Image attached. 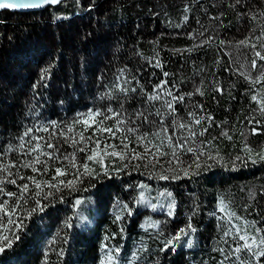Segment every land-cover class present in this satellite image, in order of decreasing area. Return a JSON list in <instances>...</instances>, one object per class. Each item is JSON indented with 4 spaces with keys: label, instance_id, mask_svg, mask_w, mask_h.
Returning a JSON list of instances; mask_svg holds the SVG:
<instances>
[{
    "label": "trees",
    "instance_id": "obj_1",
    "mask_svg": "<svg viewBox=\"0 0 264 264\" xmlns=\"http://www.w3.org/2000/svg\"><path fill=\"white\" fill-rule=\"evenodd\" d=\"M256 53L264 56V0L0 10V163L17 165L0 172L17 181L0 185L17 194H0L12 212L0 213V234L13 241L0 264H264V59ZM117 120L125 121L119 131ZM104 127L115 135L97 131ZM97 139L99 163L87 159ZM48 142L56 147L44 150L59 157H40L48 171L23 167L38 155L29 147ZM106 144L123 158L105 155ZM29 176L40 195L20 179ZM23 184L29 191L18 198ZM248 231L254 246L240 239Z\"/></svg>",
    "mask_w": 264,
    "mask_h": 264
},
{
    "label": "snow or ice",
    "instance_id": "obj_2",
    "mask_svg": "<svg viewBox=\"0 0 264 264\" xmlns=\"http://www.w3.org/2000/svg\"><path fill=\"white\" fill-rule=\"evenodd\" d=\"M44 3H51V4H56V3H59L60 0H43ZM20 5H17L15 3H11L9 2V0H0V9H3V8H16ZM241 43H244L243 41ZM257 56H260V53H256ZM261 59H264V56H260ZM253 67H255V61H253ZM126 91V90H125ZM170 95V93H169ZM153 99H155L156 97H152ZM176 99V98H174ZM178 99L180 100H183V97H179ZM253 99L255 100L256 97L254 96ZM168 107L171 108L172 105L171 104H168ZM109 112H111L112 110L109 109L108 110ZM89 117H96V116H100L102 115L101 112L97 111V112H92L91 110L89 111V113L87 114ZM113 115H119L118 113H113ZM140 115H143L142 113H140ZM104 119H111V117H108V116H105ZM146 119V117H145ZM92 123L93 124H103V121H96L95 119L92 120ZM125 123V121L123 120H117L116 122V129L117 131H119V125L120 124H123ZM196 123H200L199 120L196 121ZM53 124H55V122H53ZM85 124L87 125V127H91L92 125L91 124H88L87 121H85ZM179 127L183 128L185 127L183 124L179 125ZM44 131H47V129H42ZM97 131H100V132H107L109 133L110 135L114 136L115 135V132H113V129L111 127H104V128H98ZM128 132H136V129L135 128H128L127 129ZM164 132L167 131V129H163ZM32 132V129H27L25 131V133L23 134V136H28L30 133ZM147 135L148 134H145L143 136H138L137 137V140L140 141V142H144L145 140H147ZM154 135L156 136H159L160 133H155ZM193 135H195V133H193ZM32 139L34 140H42L43 137H33ZM80 139L81 140H85L86 138L83 136V133L80 134ZM88 140H91L92 138L91 137H88L87 138ZM128 137L127 136H124L123 140L121 141V143L123 144V147L124 149H127L128 148V145L126 143H124V140H127ZM168 141H169V146H171V137H167ZM76 141L73 140V143H75ZM29 143L31 144V141H29ZM94 143L96 144V148H93L91 149L90 151L92 152L91 155H89L87 157L88 160H95L97 163L100 162V152L97 151V149H99V146H100V140L97 139L94 141ZM163 143V142H162ZM152 144V141L151 140H148L147 141V145H151ZM145 145V153H147L149 151V148L148 146ZM24 144H23V137H21V144H20V147L23 148ZM178 147H183V145H177ZM56 146L54 144H52L51 142H48L46 144H44L43 146H41L40 143H36L34 146H31L29 147L28 149V154H31V153H38V155L34 156L33 159L29 162H26L23 164V167L25 168H30L33 172H40L41 169L37 168L36 165L37 164H41L43 165V171L44 172H47L48 171V161L47 160H41V156H46L48 157V159H51V160H56V159H59L58 156H55L54 153L52 152H47L45 151L44 149L48 148V149H54ZM115 148V145H105V148L104 150H102L104 152L105 155H121V158H123L122 156V153H117L115 151H112L111 153H108L107 152V148ZM155 149H156V152H158L160 155H166V153H163L160 151V148H161V145H154ZM85 149H80V151H84ZM192 149H188V151H191ZM7 151H14V149L10 146ZM173 155H175V148H173ZM140 157V154H136V156H134L133 158H138ZM264 158V157H262ZM64 159H69L68 157H64ZM71 163V166L72 167H76V164H75V160H74V155H73V159L70 161ZM17 165L15 163H12V164H8V165H4L2 163H0V172H7L8 175H12V173L9 171L10 168H15ZM83 168L85 169V174H90V170L88 169V165L87 164H84L83 165ZM55 172H56V175L57 176H63L66 174V172L64 170H62L61 168H56L55 169ZM162 178H167V177H162ZM21 180L23 179H28L29 181H31V183L33 185H35V188L38 190L35 192V195H40V191H42V184L40 182L37 181L36 177L34 176H29V177H20ZM53 179H55V177H53ZM5 181L7 183H10V184H13L15 185L17 183V181L15 179H11V180H8L7 177H5L4 180H0V185H3V183H5ZM61 183H63V181H61ZM72 182L69 181L68 184L70 185ZM44 185H47L48 187H55V185L53 184H50L48 181H44ZM20 189H21V192H20V197L18 198H23V194L28 192L29 191V185L28 184H23V185H20L19 186ZM0 194H6L7 196H10V197H14V196H17V194L15 192H7V193H4V189L3 187H0ZM7 201H4L2 203H0V213L3 214V216H11L12 215V212L9 211V208L7 206ZM77 203H79V201H77ZM3 217H0V219H2ZM13 220L12 219H8L7 220V224H13ZM191 227V225H189V228ZM0 229H3L5 231H7V226L5 224H2L0 223ZM194 231V229H193ZM181 232H184V229H181ZM16 239H18V237H15ZM175 239H179V236H177ZM241 240H244L245 237L241 236L240 237ZM12 239H10L8 236H5L3 234H0V251H3L5 247H10L11 244H12ZM169 243H171V241H169ZM256 241L255 239H253V244H255ZM260 244L261 245H264V238H262L260 240ZM243 248H250V245H248L247 243L245 245L242 246ZM237 251H240V248H237ZM259 256H262L264 257V251H260L258 253Z\"/></svg>",
    "mask_w": 264,
    "mask_h": 264
},
{
    "label": "water",
    "instance_id": "obj_3",
    "mask_svg": "<svg viewBox=\"0 0 264 264\" xmlns=\"http://www.w3.org/2000/svg\"><path fill=\"white\" fill-rule=\"evenodd\" d=\"M64 0H60L62 2ZM11 3H15L17 5H20L16 8H3V9H9V10H17V11H26V10H42L47 6H56L59 3L51 4V3H44L43 0H9ZM0 9V10H3Z\"/></svg>",
    "mask_w": 264,
    "mask_h": 264
},
{
    "label": "rangeland",
    "instance_id": "obj_4",
    "mask_svg": "<svg viewBox=\"0 0 264 264\" xmlns=\"http://www.w3.org/2000/svg\"><path fill=\"white\" fill-rule=\"evenodd\" d=\"M151 154L154 156L155 155V152H151ZM220 207H221V209L223 210V211H226L227 213H228V215L235 221V223L236 224H238L237 223V221H236V219H237V215H235V214H233V212L232 211H230L231 209L230 208H228L222 201H220ZM85 212L87 213L86 215H84L83 217V220L82 221H87L90 217H89V215H90V210H89V208H86L85 209ZM250 231H248V232H244L243 234V236L246 238V239H248L249 240V243H251L253 246L254 245H256L257 244V238H256V236L254 235V233H250ZM249 235L251 236V238H249ZM253 239H255V241H256V243L255 244H253Z\"/></svg>",
    "mask_w": 264,
    "mask_h": 264
}]
</instances>
